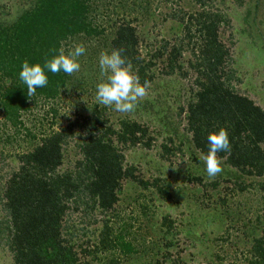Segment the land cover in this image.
Returning <instances> with one entry per match:
<instances>
[{
  "label": "rangeland",
  "instance_id": "rangeland-1",
  "mask_svg": "<svg viewBox=\"0 0 264 264\" xmlns=\"http://www.w3.org/2000/svg\"><path fill=\"white\" fill-rule=\"evenodd\" d=\"M32 1L0 0V23L10 24L30 8ZM99 6L101 18L125 20L137 27L146 39L141 45L143 56L166 40L176 42L177 37L184 39L183 45L188 47L190 41L185 38L179 18L185 19L201 9L195 0H121L109 8V3ZM205 8L219 9L227 19L220 27V40L230 49L226 71L234 73L233 89L264 109V0H208ZM114 11H120L119 15ZM110 36L108 31L96 38L76 39L64 47L65 55L77 46L85 48V54L77 58L80 71L70 75L68 86L56 100L35 104L32 101L29 110L20 114L24 127L19 131L6 121L0 106V182L18 168L15 155L37 143L26 137L27 130L39 138L41 133L58 129L77 113H91L97 105L104 108L103 119L109 125L117 127L122 119H129L148 128L153 138L151 148L123 149L124 166L134 167V175L145 181L159 179L162 186L169 183L171 200L161 198L153 187L143 190L126 179L118 202L108 213L92 211L83 202L72 203L62 233L75 243L76 250L81 252L99 245L100 233L107 222L111 238L121 237L131 244L133 252L124 254L117 245L106 251L100 249L86 256L93 264H110L113 259L118 264H148L155 260L164 264H247L254 238L264 231V175L240 176L224 159H218L221 173L213 178L207 175L204 159L193 148L185 113L181 112L192 96V71L186 77L164 75L165 64L158 60L146 96L132 112H119L98 104L97 85L107 82L110 75L101 74L99 59L102 54H111ZM185 51L181 62L186 69L191 54ZM53 118L56 124L51 127ZM163 145L172 149L169 155H165ZM78 152V139L74 137L65 145L60 172L74 170ZM165 217L172 221L170 226L163 224ZM7 223L0 201V264L13 263Z\"/></svg>",
  "mask_w": 264,
  "mask_h": 264
},
{
  "label": "trees",
  "instance_id": "trees-1",
  "mask_svg": "<svg viewBox=\"0 0 264 264\" xmlns=\"http://www.w3.org/2000/svg\"><path fill=\"white\" fill-rule=\"evenodd\" d=\"M195 1L201 9L185 19L179 18L191 47H185L184 39L177 37L176 42L166 40L144 56L141 45L146 39L136 26L125 20L101 18L99 5L109 3V8L121 0L32 1L30 8L10 24L0 23V106L4 118L20 129L23 126L20 114L29 110L32 101L33 104L54 101L70 82L69 74H53L45 69L48 84L28 97L27 87L19 79L24 61L43 67L74 40L96 38L109 31L108 51L122 50L142 86L147 83L148 87L153 81L158 60L165 64L164 75L186 77L193 72L192 96L181 112L185 113L193 148L202 157L209 151V134L225 129L231 149L218 152L217 158L224 159L240 176H263L264 109L231 85L234 73L226 71L230 49L220 40V27L227 23L224 14L219 9L205 8L208 0ZM185 50L191 54L186 69L181 62ZM103 109L95 105L89 114L77 113L58 129L41 133L39 138L27 130L26 137H32L37 143L15 155L18 168L0 182V201L8 217L6 229L12 264H93L86 256L116 245L124 254L133 252L131 244L121 237L120 241L111 238L107 222L100 233L99 245L81 252L62 233L64 218L72 203L83 202L92 211L108 213L118 202L126 179L136 182L143 190L153 187L161 198L171 200L169 183L162 186L159 179L145 181L134 175V167L124 166L123 149L151 148L153 138L148 128L129 119H122L117 127L109 125L103 119ZM52 111L55 118L56 112ZM54 118L51 127L56 124ZM74 137L78 139L79 158L73 171L60 172L65 145ZM163 149L165 155L172 150L167 145ZM171 223L167 217L163 219V224L170 226ZM250 252L247 264H264V231L254 238ZM113 260L110 264H118ZM148 264L164 263L155 260Z\"/></svg>",
  "mask_w": 264,
  "mask_h": 264
},
{
  "label": "clouds",
  "instance_id": "clouds-1",
  "mask_svg": "<svg viewBox=\"0 0 264 264\" xmlns=\"http://www.w3.org/2000/svg\"><path fill=\"white\" fill-rule=\"evenodd\" d=\"M85 48L80 45L73 52L65 55L63 53L54 56L46 61L43 67L40 64H29L24 61L22 70L19 72V79L27 87V96L36 94V89L44 88L48 84V77L45 69L51 73L64 72L73 74L79 72L81 65L77 58L85 54ZM122 50H113L111 54H102L99 59L101 74H108L105 83H99L96 88L95 99L98 104L106 107H114L119 112H132L138 102L146 96V87L141 85L139 77L134 75L131 65L121 54ZM209 151L203 157L206 165V172L210 178L215 177L223 171L221 161L217 158L218 152L230 151L231 144L228 132L220 129L218 132L208 136Z\"/></svg>",
  "mask_w": 264,
  "mask_h": 264
}]
</instances>
